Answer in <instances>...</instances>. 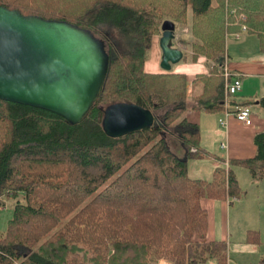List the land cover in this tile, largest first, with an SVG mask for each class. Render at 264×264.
Instances as JSON below:
<instances>
[{
  "label": "trees",
  "instance_id": "16d2710c",
  "mask_svg": "<svg viewBox=\"0 0 264 264\" xmlns=\"http://www.w3.org/2000/svg\"><path fill=\"white\" fill-rule=\"evenodd\" d=\"M0 6L88 28L110 58L103 89L77 124L0 99V212L15 200L6 230L0 229V264H151L162 257L228 264V242L205 240L201 200L241 197L233 165L264 178V129L254 137V157L231 160L228 170L216 167L211 180L191 177L187 159L206 151L199 126L186 118L189 76L146 64L164 21L188 26L193 38L182 40L192 61L215 62L209 73L196 74L204 90L194 100L208 110L226 109L227 36L245 25L264 52V0H0ZM254 101L231 97L228 108ZM122 102L152 110L153 125L107 135L105 111ZM258 103L264 107V96ZM170 135L181 141L185 158L172 150ZM63 219L65 227L55 230ZM247 240L261 242L259 231L249 230Z\"/></svg>",
  "mask_w": 264,
  "mask_h": 264
},
{
  "label": "water",
  "instance_id": "95a60500",
  "mask_svg": "<svg viewBox=\"0 0 264 264\" xmlns=\"http://www.w3.org/2000/svg\"><path fill=\"white\" fill-rule=\"evenodd\" d=\"M161 67L171 70L184 52L172 45L176 25L163 22ZM104 43L90 29L65 20L24 15L0 6V99L41 108L71 124L98 99L109 67ZM154 113L136 103H115L103 127L113 138L150 127Z\"/></svg>",
  "mask_w": 264,
  "mask_h": 264
},
{
  "label": "crops",
  "instance_id": "0c3cea01",
  "mask_svg": "<svg viewBox=\"0 0 264 264\" xmlns=\"http://www.w3.org/2000/svg\"><path fill=\"white\" fill-rule=\"evenodd\" d=\"M238 33L241 34L239 39H233L232 33L227 36L226 62L229 68L242 80L241 91L232 98L238 96V99L256 100L249 105L252 110V124L249 126L240 122L234 115L226 116V109L208 110L194 100V97L202 94L204 90V81L199 79L196 74L209 73L210 61L203 57H199L196 61L187 58L172 65L171 70L186 72L189 76L188 106L191 108L185 112L186 118L190 123L199 126L201 146L206 151V158L187 159L188 173L192 174L190 170H193L194 175H190L193 178L211 180L216 167L223 165L228 170L232 166L231 160L247 159L256 155L254 137L257 132L264 129V107L258 103L259 98L264 96V52L260 50V42L256 35L246 31ZM162 57L160 43L156 42L146 68L150 71L162 69ZM220 119L226 120L227 125H222ZM174 139L177 140L175 149L170 145L172 150L180 157H186V150L181 141L177 137ZM223 144L226 147H223ZM204 161H208L209 164L204 166L202 164ZM236 166L243 167L233 165L234 171ZM240 172L242 173L238 169V173ZM238 176L239 185H241ZM250 180L251 184L258 188L256 195H247L244 199L228 196L225 199L204 197L201 200V204L208 214V231L205 240L227 241L229 258L235 264H244L242 258L256 257L261 260L264 257V178L255 180L251 175ZM236 203H238V209ZM242 216H246V219L249 218L248 221L241 223ZM249 221L252 223H248ZM249 230H258L261 242L248 241Z\"/></svg>",
  "mask_w": 264,
  "mask_h": 264
},
{
  "label": "rangeland",
  "instance_id": "374dc122",
  "mask_svg": "<svg viewBox=\"0 0 264 264\" xmlns=\"http://www.w3.org/2000/svg\"><path fill=\"white\" fill-rule=\"evenodd\" d=\"M191 7V6H190ZM190 15H191V9H190ZM238 32H234L232 33L233 36L236 35ZM161 34H162V31H161ZM161 34H160V37H161ZM183 38L187 39L188 41L192 40L193 36L189 30V27L186 26V25H176V37L175 39L173 40L172 42V45L175 47H179L184 51L187 52V54L189 55V58L191 57V54H192V50H191V47L190 46H186L183 42ZM233 39H235V37H232ZM122 40V39H121ZM160 38L157 40V43H159L160 41ZM229 43V42H228ZM120 47H122L123 49H131V47L127 46V44H125L124 42L120 43ZM128 47V48H127ZM153 48V47H152ZM152 52V50H151ZM151 57V55H150ZM149 57V58H150ZM225 58H226V54H225ZM190 60H192L190 58ZM225 61V60H224ZM210 65H211V68H210V71L212 68L215 67V62L213 61H210ZM224 78V77H223ZM175 136L174 135H170L168 137V140H169V144L172 145L175 149V143H176V140L177 139H174ZM186 150V149H185ZM182 158H185V157H182ZM206 158V157H205ZM207 162V163H206ZM204 161L202 162V164H204V166H206L208 163V161ZM209 168V166H207ZM192 169V168H191ZM205 169V168H204ZM238 169H240L242 171V173H238ZM193 171V170H192ZM190 170V172L193 174ZM235 171L237 173V176L240 178V181H241V185H240V188L242 190V193H241V198L244 199L247 195H250V196H253V194H257L258 192V188L255 187V185L251 184V175H250V172L247 168L245 167H239L236 166L235 167ZM190 174V175H192ZM194 175V174H193ZM114 177L110 178L102 187H100L94 194H96L100 189H102L108 182H110ZM239 182V180H238ZM240 184V183H239ZM14 203H15V200H6L4 202V206L0 212V229L1 230H6L7 228V221L9 220V218L12 216V213H13V208H14ZM237 206L236 208L238 209V203H236ZM246 204V203H244ZM253 205V204H252ZM247 210H249L248 208H246ZM242 221L241 223L245 222V221H248V219H246V216H242ZM65 223H66V219H63L59 225L56 227L55 230H61L65 227ZM248 223H252L251 221H249ZM166 258V257H165ZM169 260V259H168ZM238 260V258H237ZM171 261V260H170ZM242 261L244 264H259V258H256V257H248V258H242ZM18 264V263H16ZM199 264H216L215 260H209L208 262L206 263H199Z\"/></svg>",
  "mask_w": 264,
  "mask_h": 264
},
{
  "label": "built area",
  "instance_id": "2783aa9c",
  "mask_svg": "<svg viewBox=\"0 0 264 264\" xmlns=\"http://www.w3.org/2000/svg\"><path fill=\"white\" fill-rule=\"evenodd\" d=\"M246 26L244 25L242 30L246 31ZM236 39H239L241 37L240 33H237L234 35ZM226 58L224 61V67H223V77H224V85H225V101L227 104L226 108V116L234 115L240 122H242L245 125H251L252 124V110L250 106H240L236 107V110L231 111L228 108V103L230 101V98L237 95L241 89H242V80L238 74L233 72L227 62ZM220 123L222 125H227L226 120L220 119ZM223 147H226L225 144H223ZM151 264H175L174 262L168 260L165 257H162ZM228 264H235L230 258H228Z\"/></svg>",
  "mask_w": 264,
  "mask_h": 264
}]
</instances>
